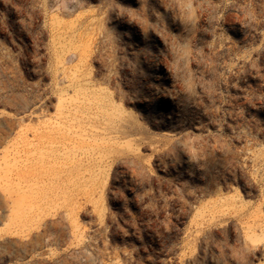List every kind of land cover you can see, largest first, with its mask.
Here are the masks:
<instances>
[{
  "label": "rangeland",
  "instance_id": "1",
  "mask_svg": "<svg viewBox=\"0 0 264 264\" xmlns=\"http://www.w3.org/2000/svg\"><path fill=\"white\" fill-rule=\"evenodd\" d=\"M19 193L0 264H264V0H0V229Z\"/></svg>",
  "mask_w": 264,
  "mask_h": 264
},
{
  "label": "bare ground",
  "instance_id": "2",
  "mask_svg": "<svg viewBox=\"0 0 264 264\" xmlns=\"http://www.w3.org/2000/svg\"><path fill=\"white\" fill-rule=\"evenodd\" d=\"M69 42H71V41H69ZM69 42H67V44H63L62 46H61V49H62V53H64L63 51L65 50V49H67V47L68 46H70V44H68ZM60 50V49H59ZM57 52H58V50H57ZM65 54V53H64ZM63 55V54H62ZM83 57V56H82ZM57 58H58V56H57ZM60 58V57H59ZM58 58V59H59ZM160 68V67H159ZM78 82H75V89H77V90H75L74 91V94L75 95H80V94H82V96L83 97H85V96H87V94H85V91H86V89H82L80 86L81 85H79V84H77ZM84 88V87H83ZM72 89H74V88H72ZM65 91V90H64ZM103 97V96H102ZM104 97H106V96H104ZM155 98V97H154ZM66 99V98H65ZM65 99H59V105H58V108H59V113L58 114H60V115H58V116H63V111L66 109V101L67 100H65ZM98 99V98H97ZM156 99H158V101H159V99H162V100H164L165 99V96L163 95V94H160V93H157L156 94ZM98 101H100V100H97L96 101V103H98ZM106 101H107V99H106ZM78 101H77V99H76V97H71V99H70V103L71 104H76ZM105 102V101H104ZM103 102V103H104ZM106 103V102H105ZM110 103V102H109ZM108 103V104H109ZM100 104H102L101 103V101H100ZM111 104V103H110ZM104 105V104H103ZM73 106V105H72ZM108 106V105H107ZM100 107H101V105H100ZM101 110H103L102 108H101ZM57 111V110H56ZM99 112H100V110H99ZM102 114H103V119L106 121V123H105V125L101 128V130H99V131H101V132H99L97 135L100 137L99 139H97V141L98 140H100L101 142H100V145H103V149H101L102 147H100V145H96V147H94L92 150L94 151V152H96V154H98L99 155V157H100V159H102L105 155H107V154H115V155H117V154H120V149H119V147H123L122 145H120L118 142H113V143H111V144H109L108 142L109 141H105L106 139H105V135L107 134V133H110V132H113V130L115 129V128H113L112 127V124L115 122V120H122L123 119V112L122 111H120V110H116V114H113V115H110V114H104V111H102ZM67 117V119H68V116H66ZM70 117V116H69ZM63 118H64V116H63ZM73 120H77L76 119V117H74L73 119H68V121H66V123L69 125L70 124V122L71 121H73ZM76 122H78V121H76ZM72 124H74V123H72ZM78 125V124H77ZM75 126V125H74ZM68 127V126H67ZM72 127V126H71ZM81 128H83V126L81 125ZM70 129H72V128H70ZM79 129V128H78ZM68 130V129H67ZM66 131V130H65ZM63 132V131H62ZM65 133H67V132H65ZM64 133V134H65ZM70 133H71V131H70ZM86 133V132H85ZM83 140V139H82ZM85 140H87V139H85ZM94 140V139H93ZM90 141V140H89ZM88 141V142H89ZM77 142H78V140H77ZM87 142V143H88ZM86 143V144H87ZM83 145H85V144H83ZM75 146V145H74ZM80 146V145H79ZM87 146V145H86ZM88 146H90V144L88 145ZM93 146V145H92ZM76 147H77V145H76ZM85 147V146H84ZM125 149L126 150H130L131 149V143L129 142V143H126V145H125ZM78 150L80 151H82L83 150V148H82V146L81 147H79L78 148ZM77 152V151H76ZM83 152V151H82ZM89 152V151H88ZM91 152V151H90ZM127 152V151H126ZM70 153V152H69ZM92 154V153H91ZM43 155V154H42ZM71 155V154H70ZM69 155V156H70ZM74 156H76L77 154L76 153H74L73 154ZM83 155V154H82ZM84 156V155H83ZM91 156V155H90ZM42 157H44V156H42ZM68 157V156H67ZM85 157V156H84ZM113 157V156H112ZM39 158V157H38ZM82 158V157H81ZM43 159V158H42ZM42 159H40V160H42ZM67 159V158H66ZM70 159V158H69ZM83 159V158H82ZM80 160V159H79ZM92 160V159H91ZM83 161V160H82ZM14 163H15V160L13 161ZM74 162V161H73ZM100 162V161H99ZM18 163V162H17ZM20 163V162H19ZM101 163V162H100ZM74 164V163H73ZM72 164V165H73ZM101 164H99V166H100ZM83 166V165H82ZM97 166V165H96ZM86 167V166H85ZM89 167V166H88ZM91 167V166H90ZM90 167H89V170H91L90 169ZM72 169H73V167H72ZM83 169V168H82ZM81 169V170H82ZM86 169V168H85ZM94 169H95V167H94ZM98 169V168H97ZM67 170V169H66ZM87 170V169H86ZM106 170V169H105ZM75 171H76V169H75ZM80 171V170H79ZM98 171V170H97ZM69 172V171H68ZM81 172V171H80ZM85 172V171H84ZM90 172H92V171H90ZM105 172V171H104ZM103 172V173H104ZM71 173V172H70ZM77 173V172H76ZM69 174V173H68ZM75 174V173H74ZM90 174V173H89ZM93 174V173H92ZM102 174V173H101ZM105 174V173H104ZM69 175H71V174H69ZM106 175V174H105ZM80 176H81V174H80ZM85 176V175H84ZM96 176V175H95ZM79 177V176H78ZM82 177H83V175H82ZM82 177H80V178H82ZM91 177V176H90ZM99 177V176H98ZM97 177V178H98ZM101 178V177H100ZM99 178V179H100ZM92 179V178H91ZM93 180V179H92ZM78 181V180H77ZM88 181L90 182V180L88 179ZM94 181V180H93ZM96 181V180H95ZM97 182V181H96ZM103 182V181H102ZM88 183V182H87ZM91 184V183H90ZM97 186V185H96ZM5 191H8V189L6 190V188L4 189ZM27 194V193H26ZM24 194L23 193H19V198H18V201H16V202H14L13 201V205H12V209L10 210V215L7 217V222L5 223H3V229L1 228L0 229V233H4V235H5V231H9L11 228H12V226L15 224L16 225V223L18 222V220H19V218L20 217H22V215H23V210H20V207L22 208V207H24L25 206V202H24V196H23ZM25 208V207H24ZM56 208V207H55ZM47 209V208H46ZM29 212V211H28ZM43 213V212H42ZM53 215H54V212H53ZM44 216V215H43ZM5 218V217H4ZM22 220H23V218H21ZM25 220V219H24ZM2 221V220H1ZM20 221V220H19ZM3 222V221H2ZM23 222V221H22ZM21 223V222H20ZM74 224V223H73ZM19 225V224H18ZM23 225V224H22ZM26 226V224L24 225V227ZM13 229V228H12ZM19 229V228H18ZM20 229L22 230V226L20 227ZM15 232H17V231H15ZM19 232V231H18ZM22 232V234H23V231H21ZM25 232V231H24ZM8 234V233H7ZM3 235V234H2ZM15 235H16V233H15ZM18 235V234H17ZM253 237V236H252ZM253 241H255L256 240V243H257V239L255 238V240L254 239H252Z\"/></svg>",
  "mask_w": 264,
  "mask_h": 264
}]
</instances>
